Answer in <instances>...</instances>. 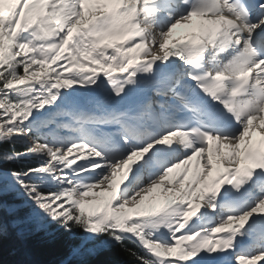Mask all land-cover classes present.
<instances>
[{
  "label": "snow or ice",
  "instance_id": "1",
  "mask_svg": "<svg viewBox=\"0 0 264 264\" xmlns=\"http://www.w3.org/2000/svg\"><path fill=\"white\" fill-rule=\"evenodd\" d=\"M118 250L264 264V0H0V264Z\"/></svg>",
  "mask_w": 264,
  "mask_h": 264
},
{
  "label": "trees",
  "instance_id": "2",
  "mask_svg": "<svg viewBox=\"0 0 264 264\" xmlns=\"http://www.w3.org/2000/svg\"><path fill=\"white\" fill-rule=\"evenodd\" d=\"M64 240L65 241L68 240L67 234H65ZM128 247L134 248V245L128 244ZM57 255H58V252L53 251L48 256H46L45 258L46 259H55ZM105 259H115L119 262V264H133L132 260L128 256V254L123 252L122 250H118L115 256L105 257Z\"/></svg>",
  "mask_w": 264,
  "mask_h": 264
},
{
  "label": "bare ground",
  "instance_id": "3",
  "mask_svg": "<svg viewBox=\"0 0 264 264\" xmlns=\"http://www.w3.org/2000/svg\"><path fill=\"white\" fill-rule=\"evenodd\" d=\"M185 30L184 29H177L176 32L177 34H182Z\"/></svg>",
  "mask_w": 264,
  "mask_h": 264
}]
</instances>
